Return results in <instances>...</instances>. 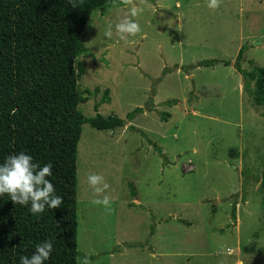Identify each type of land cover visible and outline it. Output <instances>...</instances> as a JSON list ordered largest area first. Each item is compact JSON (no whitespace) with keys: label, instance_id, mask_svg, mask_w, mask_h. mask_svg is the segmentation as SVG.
<instances>
[{"label":"rangeland","instance_id":"374dc122","mask_svg":"<svg viewBox=\"0 0 264 264\" xmlns=\"http://www.w3.org/2000/svg\"><path fill=\"white\" fill-rule=\"evenodd\" d=\"M126 17L140 30L121 40ZM80 39L79 87L99 89L82 114L146 110L114 131L83 125L78 264H264V106L235 67L244 47L242 67L264 68V0H94ZM92 173L108 206L91 202Z\"/></svg>","mask_w":264,"mask_h":264},{"label":"trees","instance_id":"16d2710c","mask_svg":"<svg viewBox=\"0 0 264 264\" xmlns=\"http://www.w3.org/2000/svg\"><path fill=\"white\" fill-rule=\"evenodd\" d=\"M93 1L0 0V163L19 152L38 165L51 163L48 179L62 197L59 208H46L39 216L29 213L30 204L14 205L7 194L0 198V264H18L21 255L30 256L47 240L53 241V252L46 264H78L77 153L83 125L114 131L146 110L137 108L122 119L100 113L88 118L79 109L99 92L81 90L76 69ZM244 51L235 67L244 90L257 106H264V68L244 69ZM219 63L207 60L198 66ZM109 93L104 91L101 104L111 102ZM260 192L264 203V173Z\"/></svg>","mask_w":264,"mask_h":264},{"label":"clouds","instance_id":"9594fccd","mask_svg":"<svg viewBox=\"0 0 264 264\" xmlns=\"http://www.w3.org/2000/svg\"><path fill=\"white\" fill-rule=\"evenodd\" d=\"M71 4L72 0H68ZM207 6L211 9L218 7V0H207ZM137 10L131 8L129 16L135 17ZM115 30L121 40L127 36L139 32L140 28L135 19L124 18L115 24ZM104 35L106 38L112 36V26L108 25ZM51 163L38 165L33 157L25 152L8 155L0 163V198L7 194L8 199L14 205L26 206L29 213L39 216L45 209H56L62 204V197L55 194L53 183L48 179L52 176ZM87 184L93 193L92 203L108 206L110 197L105 193L109 185L104 178L98 174H88ZM53 252V241L47 240L35 246V251L30 256L21 255L18 264H46ZM82 264H90L87 257H84Z\"/></svg>","mask_w":264,"mask_h":264},{"label":"water","instance_id":"95a60500","mask_svg":"<svg viewBox=\"0 0 264 264\" xmlns=\"http://www.w3.org/2000/svg\"><path fill=\"white\" fill-rule=\"evenodd\" d=\"M257 44H260V43H257Z\"/></svg>","mask_w":264,"mask_h":264}]
</instances>
